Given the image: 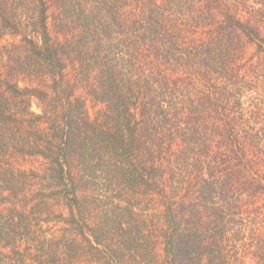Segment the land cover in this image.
Returning <instances> with one entry per match:
<instances>
[{
    "label": "trees",
    "instance_id": "obj_1",
    "mask_svg": "<svg viewBox=\"0 0 264 264\" xmlns=\"http://www.w3.org/2000/svg\"><path fill=\"white\" fill-rule=\"evenodd\" d=\"M263 18L264 0H0V40L20 37L0 49V264H264Z\"/></svg>",
    "mask_w": 264,
    "mask_h": 264
},
{
    "label": "rangeland",
    "instance_id": "obj_2",
    "mask_svg": "<svg viewBox=\"0 0 264 264\" xmlns=\"http://www.w3.org/2000/svg\"><path fill=\"white\" fill-rule=\"evenodd\" d=\"M251 3L252 2H255V0H250ZM240 9L244 10V14L246 16H252V22L253 23H257V13H252V12H247V8L245 6H242V5H238ZM264 20V18H263ZM182 21V19H181ZM264 23V22H263ZM20 39V37H12L11 35H6L2 38V40H0V49L4 46V45H10L12 44L13 40H18ZM33 77V76H32ZM22 80L20 81V86L21 87H29V90L31 91V96L30 98H28V101H29V106H30V109L32 112H36V113H42V110L40 108V100L39 98L34 94L35 91L40 88L42 91H47L48 89L45 87V84L43 83V81L41 80H38L36 77H33V78H23L21 77ZM86 91V88L84 86V89L79 86L77 88V95L78 94H86L85 93ZM103 105L100 104V103H97L96 101L92 100V99H88V103H87V108H88V111L91 113L92 116L95 115L96 111L100 108H102ZM11 161L15 162V165L17 166H20V168H29V167H35V168H38V169H41V167L45 168V161L42 160L41 157L39 156H33L31 158H27L25 159V157L20 154L19 152H17L15 149H13L12 147L10 149H8V155H7ZM39 187V185H34L32 187V190H37ZM38 196H41V195H38ZM37 196V197H38ZM52 201V200H51ZM50 201V202H51ZM110 201H114L113 203H110V204H114V203H121V201L117 198H114L112 197V199H110ZM146 203V201H142V203L139 205V209H142V211L145 213V214H148L150 213V211H153L155 213L159 212L161 209V207L159 205H157V203L153 204L151 207H150V210L148 211H145V209L143 208L144 204ZM53 205H55L53 203ZM55 209L59 212H62L63 214H67L68 213V210L67 208L63 207V206H60V205H56ZM125 210V209H124ZM47 210H46V206L42 205L41 207V214L45 213ZM152 213H150L151 215ZM44 230H46L45 228H48L46 234L47 235H59L60 234V227L63 226V224L59 221H57V218L55 217V220H51L50 222H47L45 223L44 225ZM263 231H264V228H263ZM79 239H82V237H79ZM27 245V243H25L24 245L22 244L21 248L19 249H24V247ZM9 251V249H8ZM76 264H89L85 261H77ZM245 264H254L253 260L251 258L247 259L245 261Z\"/></svg>",
    "mask_w": 264,
    "mask_h": 264
}]
</instances>
